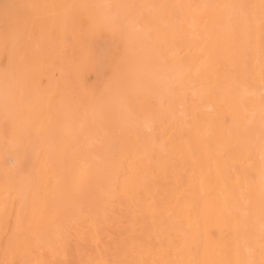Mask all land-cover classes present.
<instances>
[{
	"label": "bare ground",
	"instance_id": "obj_1",
	"mask_svg": "<svg viewBox=\"0 0 264 264\" xmlns=\"http://www.w3.org/2000/svg\"><path fill=\"white\" fill-rule=\"evenodd\" d=\"M177 1L0 0V264H264V0Z\"/></svg>",
	"mask_w": 264,
	"mask_h": 264
},
{
	"label": "rangeland",
	"instance_id": "obj_2",
	"mask_svg": "<svg viewBox=\"0 0 264 264\" xmlns=\"http://www.w3.org/2000/svg\"><path fill=\"white\" fill-rule=\"evenodd\" d=\"M175 4L177 6H180V11L183 14V17L187 18V22L189 24H191V22L193 23L195 21V22H198V25L201 28H205L206 25L209 23V20L205 19V17L199 11V9H200L198 6L199 4L197 5L193 0H188V2H186L184 4L185 6H183V7L181 6L179 0ZM213 17H214V19H216V15H214ZM211 19H212V17H211ZM192 30H193V28L190 25H187V27H186L187 33L190 34ZM189 36H191L189 38H192V35H189ZM102 45H104V46L107 45V41L105 40V44H104V40H103Z\"/></svg>",
	"mask_w": 264,
	"mask_h": 264
}]
</instances>
